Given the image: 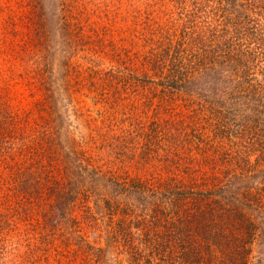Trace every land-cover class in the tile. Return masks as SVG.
<instances>
[{
	"label": "rangeland",
	"instance_id": "1",
	"mask_svg": "<svg viewBox=\"0 0 264 264\" xmlns=\"http://www.w3.org/2000/svg\"><path fill=\"white\" fill-rule=\"evenodd\" d=\"M231 1L0 0V264H264V0Z\"/></svg>",
	"mask_w": 264,
	"mask_h": 264
},
{
	"label": "trees",
	"instance_id": "2",
	"mask_svg": "<svg viewBox=\"0 0 264 264\" xmlns=\"http://www.w3.org/2000/svg\"><path fill=\"white\" fill-rule=\"evenodd\" d=\"M230 4H232V6H236V1L232 0L230 2ZM262 4L264 5V2ZM260 8L264 11V9H263L264 6H262ZM161 26H163V25L161 24ZM181 31H182V33H188L187 27H184ZM166 33H169V32H166ZM174 187H176V185L174 186V184L167 185V184H164V183H159L158 188H161L163 190L162 191L163 195H161V199H162L163 196L173 195V191H175ZM157 192H158V190H157ZM223 198H224V196H223ZM202 200L204 201L203 204L205 205L206 199H202ZM223 207L224 206H223V204L220 201H216L213 204L212 208H208V210H206L204 208V206H202L200 204L198 206V208H199V210L201 212H203L205 214H207V213L211 214L213 216V220H215V221L218 218H220V217L222 218L223 215L225 214V212H223ZM157 213H159V212L157 211ZM159 217H161V214H159ZM227 217H228V214L225 215L224 218H227ZM215 221H214V223H215ZM246 226H254V224H253V222H251V221L249 222L248 221ZM209 229H212V227H209ZM209 229L208 230L204 229V231H208L209 232L210 231ZM160 236L163 237V236H165V234H161ZM177 238L178 237H176V236L170 238L171 241H172V245L175 244L176 241H180V239L176 240ZM159 244H160V242L156 241V244H153V246H151L153 251H154V252H152L154 258L152 260L147 258L146 259V263L147 264H173V261L171 259L172 251L170 250L169 246L168 245H163V247H162ZM160 246H161V248H160ZM215 247L216 246L209 247V244L206 247L207 249L210 250V253L211 252L213 253L211 255V257L212 256L213 257L212 258L210 257L212 263H215V264H246L247 263V260H248L247 259V257H248L247 255L249 253V247L243 248L242 245H241V248L236 251L237 253L236 252L235 253H229L228 255H226V252L222 251L223 252V254H222L223 256H221L220 254H217L216 251L212 250V248H215ZM188 248L189 247L187 246V243H186V241L184 239V241L182 243V250L179 253V257L181 258L179 260V262H181V264H200L199 255L198 254H199V252H201V248L202 247L196 248L191 254L188 253ZM236 255L238 257H236ZM212 259H214V260H212ZM201 264H205V263L202 262ZM206 264H209V263H206Z\"/></svg>",
	"mask_w": 264,
	"mask_h": 264
}]
</instances>
